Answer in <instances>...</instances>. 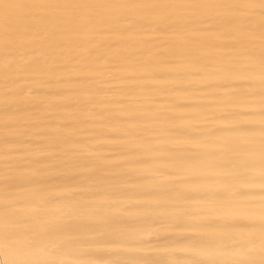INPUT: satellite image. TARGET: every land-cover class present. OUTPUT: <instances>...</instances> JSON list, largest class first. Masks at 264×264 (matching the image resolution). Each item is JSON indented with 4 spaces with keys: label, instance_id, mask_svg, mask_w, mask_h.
<instances>
[{
    "label": "bare ground",
    "instance_id": "1",
    "mask_svg": "<svg viewBox=\"0 0 264 264\" xmlns=\"http://www.w3.org/2000/svg\"><path fill=\"white\" fill-rule=\"evenodd\" d=\"M261 4L0 0V264H260Z\"/></svg>",
    "mask_w": 264,
    "mask_h": 264
},
{
    "label": "snow or ice",
    "instance_id": "2",
    "mask_svg": "<svg viewBox=\"0 0 264 264\" xmlns=\"http://www.w3.org/2000/svg\"><path fill=\"white\" fill-rule=\"evenodd\" d=\"M262 8H264V0H262L261 4ZM264 220V218H262ZM7 227V226H6ZM5 238H7V233L5 234ZM261 252L264 253V223H262V244H261ZM192 264H201L199 261H193ZM235 264H251L248 261H237ZM260 264H264V257H262Z\"/></svg>",
    "mask_w": 264,
    "mask_h": 264
}]
</instances>
